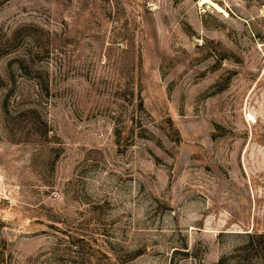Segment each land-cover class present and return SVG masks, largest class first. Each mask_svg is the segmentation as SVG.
<instances>
[{"label": "rangeland", "instance_id": "obj_1", "mask_svg": "<svg viewBox=\"0 0 264 264\" xmlns=\"http://www.w3.org/2000/svg\"><path fill=\"white\" fill-rule=\"evenodd\" d=\"M0 264H264V0H0Z\"/></svg>", "mask_w": 264, "mask_h": 264}]
</instances>
